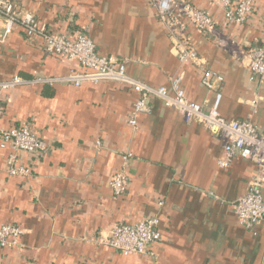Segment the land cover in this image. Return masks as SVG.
<instances>
[{
  "label": "crops",
  "instance_id": "0c3cea01",
  "mask_svg": "<svg viewBox=\"0 0 264 264\" xmlns=\"http://www.w3.org/2000/svg\"><path fill=\"white\" fill-rule=\"evenodd\" d=\"M186 1L241 46L264 48V0H252L247 19L231 25L224 23L219 0ZM12 3L19 15L29 12L52 31L72 36L83 28L99 53L122 61L135 79L168 85L181 69L188 99L205 105L213 100L200 83L201 70L189 62L180 67L148 0ZM188 34L206 66L224 78L221 115L252 114L264 132V84L252 81L247 67L211 35L191 25ZM79 68L75 59L45 53L39 38H27L19 23L5 33L0 16V80L65 76ZM137 98L131 86L114 81L29 83L2 92L0 129L30 121L48 151L19 153L32 174L13 176L6 172L9 148L0 146V226L14 223L23 230L17 244L0 246V264H264V216L247 228L232 204L245 193L254 164L234 158L219 167L220 140L157 98L132 128L127 118ZM123 166L126 191L115 197L110 180ZM152 215L158 216L160 239L150 253L124 255L103 243L113 225Z\"/></svg>",
  "mask_w": 264,
  "mask_h": 264
},
{
  "label": "built area",
  "instance_id": "2783aa9c",
  "mask_svg": "<svg viewBox=\"0 0 264 264\" xmlns=\"http://www.w3.org/2000/svg\"><path fill=\"white\" fill-rule=\"evenodd\" d=\"M148 2L155 10L158 22L168 33L171 51L180 67L185 62H189L201 70L200 83L214 94L209 105L187 98L182 87L181 69L169 78L168 85H150L128 75L122 61L111 55L99 53L96 44L83 28L77 29L72 36L52 31L44 25H39L34 15L29 12L19 15L12 1L0 0V16L3 17L5 33H9L15 23H19L27 38H39L46 53L75 59L80 65L79 69H70L65 76H37L27 79L12 75L0 80V118L4 114L2 92L19 85L29 83L51 85L66 82L79 86L84 82L99 81L127 84L138 95L127 118L132 128L137 127L139 115L149 111L147 102L151 98H157L165 106L175 109L185 122L201 125L220 140L223 158L218 160L219 167H228L234 158L254 164L245 193L232 203L238 221L247 228H253L264 216V132L252 120V114L243 119H227L221 115L219 105L224 78L221 73L206 66V62L192 44L188 25L202 34L211 35L219 47L226 49L234 59L241 61L247 67L250 79L258 86L264 84V48L257 43L241 46L225 36L204 9L186 0H148ZM219 2L225 24L243 23L252 11V0H239L234 6L232 0H219ZM255 104L256 99L252 101L254 107ZM0 146L9 148L6 172L13 176L32 174L31 167L21 161L19 153L40 156L48 151L45 138L32 130L30 121L23 122L18 127L0 129ZM126 173V167H120L116 169L110 180V187L115 197L123 195L126 191ZM158 223V216L153 215L132 223H117L110 227L103 243L124 255L150 253L151 246L160 239ZM22 233V228L14 223L1 225L0 246L17 244Z\"/></svg>",
  "mask_w": 264,
  "mask_h": 264
},
{
  "label": "trees",
  "instance_id": "16d2710c",
  "mask_svg": "<svg viewBox=\"0 0 264 264\" xmlns=\"http://www.w3.org/2000/svg\"><path fill=\"white\" fill-rule=\"evenodd\" d=\"M9 1H12V0H9ZM17 12V11H16ZM30 39V38H29ZM41 49L43 50V48H42V46H41ZM44 51V50H43ZM45 52V51H44ZM46 53V52H45ZM47 54H49V53H47ZM50 55H53V54H50ZM55 56H57V55H55ZM61 57V56H60ZM4 108V107H3ZM23 122H26V121H23ZM23 122H21V123H23ZM21 123H18V124H15V125H12V126H15V127H18L19 125H21ZM12 126H10V127H12Z\"/></svg>",
  "mask_w": 264,
  "mask_h": 264
}]
</instances>
